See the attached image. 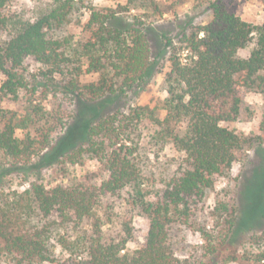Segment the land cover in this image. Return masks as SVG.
Instances as JSON below:
<instances>
[{"label": "trees", "instance_id": "16d2710c", "mask_svg": "<svg viewBox=\"0 0 264 264\" xmlns=\"http://www.w3.org/2000/svg\"><path fill=\"white\" fill-rule=\"evenodd\" d=\"M10 1L0 0V92L14 98L24 92L27 106L18 116L0 104V153L13 169L53 161L54 134L65 124L61 112L43 102L54 92L99 107L95 118L84 121L83 141L68 148L65 138L60 140L56 161L68 165L95 157L108 177L99 185L74 181L47 186L33 180L22 195L0 202V257L20 264L55 261L57 243L68 253L67 264H208L203 258H179L170 228L181 221L199 230L203 250L213 254L216 241L230 237L236 224V206L218 208L216 217L223 218L219 234L197 226L190 217L193 204L204 200L216 175L232 169L238 151L249 141L226 123L242 114V88L264 93V20L254 24L225 0H211L209 21L187 24L177 40L180 45L162 34V49L153 54V26L144 14L124 17L121 12L130 10L128 5H122L121 12L91 5L84 26L88 36L74 39L55 31L72 20L85 0H37L34 13L27 16L8 10ZM148 2L136 7L156 4ZM252 43L249 54L240 55ZM183 49L188 50L184 58ZM168 52L165 118L148 106L103 112L128 91L145 87ZM29 60L39 64L37 73L29 74ZM85 72H98V80L82 83ZM146 117L158 127L153 134L158 144L173 143L183 153L178 169L157 190L141 160L140 125ZM17 129L23 130L22 136ZM5 169L10 171L0 170ZM116 195L123 198L124 212L149 219L145 242L138 248L128 247L134 237L132 219L106 200ZM246 244L245 257L264 264V229L250 234Z\"/></svg>", "mask_w": 264, "mask_h": 264}, {"label": "rangeland", "instance_id": "374dc122", "mask_svg": "<svg viewBox=\"0 0 264 264\" xmlns=\"http://www.w3.org/2000/svg\"><path fill=\"white\" fill-rule=\"evenodd\" d=\"M150 1V0H149ZM211 0H156V4L146 8L148 0H137L129 3V0H85V6L76 11L72 20L55 31L57 36L70 34L74 39L87 38L88 31L84 26L89 18V7L107 11L114 9L121 12L122 5H128L130 10L121 13L127 19H133L135 14H144L143 19L148 25H152L154 31L149 32L153 54H158L162 49L161 35L167 34L173 37L176 44L183 30L191 24L206 23L211 18L209 2ZM229 8L243 19L254 24H260L264 20V2L262 0H225ZM37 0H11L7 9L25 16L33 14ZM148 15H147V14ZM189 24V25H187ZM254 43L240 50V55L247 56ZM188 53L183 49V58ZM169 52L160 62V71L143 88L128 91L126 96L110 103L103 108V112L112 111L117 107L127 110L130 106H144L153 108L155 114L165 118L167 110L164 108L165 99L168 96L166 75L170 70L168 60ZM29 74L37 73L39 64L29 60ZM33 78V77H32ZM82 83L98 80L99 73L85 72L81 75ZM0 78V85H1ZM31 83H34L32 79ZM242 96L245 107L241 116L235 122L226 123L230 128L249 138L243 149L238 151L237 160L227 174L215 176L213 187L207 189L204 200L197 205L193 204L191 222L204 227L213 234H219L223 218L217 219L218 208L226 205V208H237L236 224L229 233L230 237L223 242L216 241V251L213 254L205 252L202 248L204 240L199 230H195L181 221L175 222L170 228L171 243L176 255L181 259L203 258L208 264H253L245 257L248 249L246 240L250 234L264 229V93L255 88H242ZM42 98L41 93H37ZM48 108L61 112L65 122L64 126L56 130V141L51 149L53 161L44 163L36 168L34 165L12 168L6 157L0 153V169L6 167L10 171L0 170V202L13 199L22 195L30 186V182L37 180L47 186L59 183H71L74 181L86 185H99L108 177L104 164L95 157L87 156L77 164H64L56 161L57 152L64 137L66 143L72 146L79 143L83 134V124L86 119L95 118L99 107L94 104H82L73 102L71 98L59 94L50 93L47 99H43ZM0 104L2 108L17 112L18 116L25 113L27 106L24 92L18 98L2 96L0 92ZM80 104V107H79ZM76 115V116H75ZM184 129L185 124L179 125ZM158 127L148 117L144 118L140 125L141 153L144 173L149 176L155 190L163 187L162 180L169 178L180 166L183 153L178 151L173 143L164 146L158 144L153 136ZM17 134L22 136L23 130L17 129ZM262 137V138H260ZM83 139V138H82ZM83 141V140H81ZM118 211H125L122 197L117 195L106 198ZM126 218H131L134 226V237L128 243L130 249L140 247L145 242V236L149 230V219L135 211L124 212ZM54 242V241H51ZM55 244V243H54ZM55 261H45L39 264H67L68 253L59 244L54 246ZM0 264H20L17 260H8L0 257Z\"/></svg>", "mask_w": 264, "mask_h": 264}]
</instances>
